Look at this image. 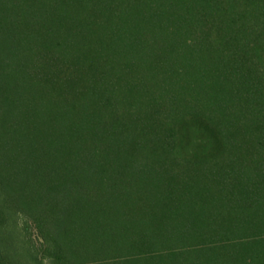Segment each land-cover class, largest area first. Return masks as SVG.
Wrapping results in <instances>:
<instances>
[{"label": "trees", "instance_id": "trees-1", "mask_svg": "<svg viewBox=\"0 0 264 264\" xmlns=\"http://www.w3.org/2000/svg\"><path fill=\"white\" fill-rule=\"evenodd\" d=\"M0 264H264V0H0Z\"/></svg>", "mask_w": 264, "mask_h": 264}]
</instances>
